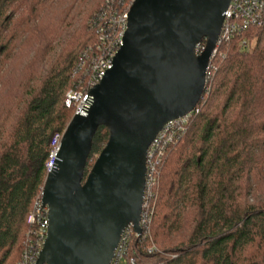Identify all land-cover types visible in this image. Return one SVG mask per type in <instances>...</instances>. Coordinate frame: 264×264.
<instances>
[{"label":"trees","instance_id":"16d2710c","mask_svg":"<svg viewBox=\"0 0 264 264\" xmlns=\"http://www.w3.org/2000/svg\"><path fill=\"white\" fill-rule=\"evenodd\" d=\"M106 1L0 0V264L20 259ZM210 65L160 167L147 236L131 244L137 264H264V24L222 42ZM108 137L97 129L83 181Z\"/></svg>","mask_w":264,"mask_h":264},{"label":"water","instance_id":"95a60500","mask_svg":"<svg viewBox=\"0 0 264 264\" xmlns=\"http://www.w3.org/2000/svg\"><path fill=\"white\" fill-rule=\"evenodd\" d=\"M229 3L133 1L111 70L73 115L47 172L49 226L37 264H109L128 225L141 234L148 147L200 101ZM99 127L108 141L83 181Z\"/></svg>","mask_w":264,"mask_h":264},{"label":"built area","instance_id":"2783aa9c","mask_svg":"<svg viewBox=\"0 0 264 264\" xmlns=\"http://www.w3.org/2000/svg\"><path fill=\"white\" fill-rule=\"evenodd\" d=\"M134 0H107L106 6L94 22L97 42L89 47L79 58L77 69L82 77L78 91H70L66 95V105L73 104L75 113L79 112L88 98L89 91L98 85L105 74L111 70L113 60L122 46L127 29L128 12ZM221 31L206 72L209 75L210 63L217 53L218 46L251 28L264 24V0H230ZM205 46V44H204ZM202 44L196 46V54L204 50ZM192 112L166 124L151 142L146 153L145 186L141 205L139 227L141 234L134 232L128 225L122 232L116 249L109 264H137L132 254L131 244L135 239L147 236L151 223L156 198L158 175L166 151L169 146L178 141L185 133ZM62 135L53 139L54 148L50 154L47 171H50L55 152ZM30 229L25 234L20 259L16 264H37L40 253L47 238L49 226L48 208L41 202V195L35 200L27 219ZM152 246L148 253H152Z\"/></svg>","mask_w":264,"mask_h":264}]
</instances>
